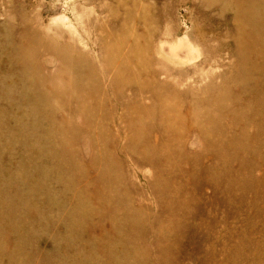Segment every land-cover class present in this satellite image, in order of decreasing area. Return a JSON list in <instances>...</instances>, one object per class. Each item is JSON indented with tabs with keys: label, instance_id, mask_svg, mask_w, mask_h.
Masks as SVG:
<instances>
[{
	"label": "rangeland",
	"instance_id": "obj_1",
	"mask_svg": "<svg viewBox=\"0 0 264 264\" xmlns=\"http://www.w3.org/2000/svg\"><path fill=\"white\" fill-rule=\"evenodd\" d=\"M0 264H264V0H0Z\"/></svg>",
	"mask_w": 264,
	"mask_h": 264
}]
</instances>
